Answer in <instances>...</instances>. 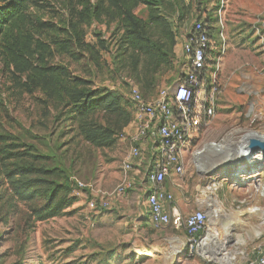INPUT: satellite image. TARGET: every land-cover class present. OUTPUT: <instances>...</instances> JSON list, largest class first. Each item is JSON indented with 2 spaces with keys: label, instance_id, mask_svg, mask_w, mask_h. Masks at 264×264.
Masks as SVG:
<instances>
[{
  "label": "rangeland",
  "instance_id": "374dc122",
  "mask_svg": "<svg viewBox=\"0 0 264 264\" xmlns=\"http://www.w3.org/2000/svg\"><path fill=\"white\" fill-rule=\"evenodd\" d=\"M33 1L31 17L52 26L33 30L37 39L51 46L47 64L65 66L73 76L119 94L130 113L133 88L152 100L161 90L173 86L190 66L184 54L182 60L177 59L175 46L169 66L155 67L143 56L126 51L120 25L98 22L83 24L81 29L87 43H105L100 64L74 48V53L80 55L75 60L60 53L55 42L71 41L70 25L80 19L84 5L96 0ZM170 4L172 0H168L169 11ZM186 4L192 5L193 14L181 20L174 15L176 8L170 13L162 10L161 14L176 44L177 38L189 35L198 21L211 28L213 52L207 71L219 86L217 109L212 122L198 132L185 153L187 173L177 177L179 186L171 205L177 206L178 214L172 216L168 226L156 231L146 203L149 168L134 169L132 173L124 170L125 155L130 149L122 138L125 131L111 147L99 148L84 142L70 132L71 127L65 128L61 120H56V113L51 112L41 92L27 94L16 87L10 69L0 57V151H12L13 145H19L17 151L32 150L50 156L40 165L59 166L73 186L71 204L64 216L47 222H39L32 215L43 199L16 203L5 188H0V264L221 263L203 256L199 248L192 250L185 230L186 218L211 203L203 201L201 191L214 184L217 190L211 200H216L218 206L213 209L222 210L216 219L220 241L229 244L238 260L255 259L257 249L264 250V172L259 176L262 187L248 174L238 178L232 173L245 159L247 151L240 153L243 140L247 138V146L250 140L264 136V0H223L220 5L211 0L199 8L196 0H186ZM135 12L148 21L146 6ZM149 34L155 42L170 44L168 37L159 36L153 25ZM212 144L219 148L204 151ZM148 155L156 159L154 150L150 149ZM126 174L136 181V186L116 197H120L118 201L112 200L108 208H101L98 193L113 192ZM77 182L86 188L80 189ZM253 209L257 212L252 213ZM210 225L207 223V229ZM207 229L200 238L206 236ZM179 241L184 242L183 254L175 250Z\"/></svg>",
  "mask_w": 264,
  "mask_h": 264
},
{
  "label": "trees",
  "instance_id": "16d2710c",
  "mask_svg": "<svg viewBox=\"0 0 264 264\" xmlns=\"http://www.w3.org/2000/svg\"><path fill=\"white\" fill-rule=\"evenodd\" d=\"M210 1L196 0L198 8ZM215 1L220 5L223 0ZM32 4L33 0H0V57L10 69L16 87L27 94L41 92L52 108L51 112L56 113V120H61L65 128L71 127L74 136L95 147H111L117 136L132 123L133 110L131 113L127 111L119 94L73 76L65 66L47 64L52 54L51 46L37 39L33 30L52 26L31 17L29 8ZM167 4L168 0H96L94 4L84 5L79 13L80 19L70 25L71 41L55 42V46L60 53L78 60L80 55L74 53L75 48L99 65L105 43H87L81 25L117 23L123 29L122 44L126 51L143 56L155 67L169 66L176 42L161 11L170 13L176 8L174 15L181 20L193 14V9L186 0H172L170 11ZM141 6L148 9V21L136 15L135 11ZM197 10L201 13L200 9ZM151 25L155 26L159 36L168 37L169 45L153 41L149 34ZM204 27L212 38L211 28L205 24ZM12 148V151H0V188H5L10 200L16 203L30 204L43 199L42 205L32 212L39 222L64 216L71 204V178L59 166L40 165L50 156L38 155L32 150L17 151L19 145Z\"/></svg>",
  "mask_w": 264,
  "mask_h": 264
},
{
  "label": "built area",
  "instance_id": "2783aa9c",
  "mask_svg": "<svg viewBox=\"0 0 264 264\" xmlns=\"http://www.w3.org/2000/svg\"><path fill=\"white\" fill-rule=\"evenodd\" d=\"M183 51L190 66L180 81L161 90L152 100L146 99L138 88L132 89L130 101L133 118L139 126L136 133L122 137L131 142L130 152L124 161L126 173L132 171L134 161L142 158L140 145L147 139L149 133L156 141L157 162L146 174V179L152 186L147 194L146 203L150 211L151 225L157 230L168 226L172 216L178 214L176 208L167 209V205L174 202V197L165 189L166 179L171 173L184 175L185 153L198 132L212 122L217 109L219 86L216 78L209 76L207 71L212 58L213 43L202 22L194 24L192 32L185 40ZM256 159L258 161L253 164L258 165L254 169L258 173L249 176L262 187L259 177L261 172H264L262 155H258ZM249 172L252 173L253 170ZM77 185L80 189L86 188L81 182H77ZM131 187L132 184L126 174L122 183L113 192L98 193L100 207L108 208L113 199L124 195ZM262 191L264 194V187ZM208 221L209 213L205 209L196 210L186 218L185 230L192 250L195 247L199 248L205 238L200 236L206 231ZM257 250L259 251L255 259H235L231 263L217 264H264V250L260 248Z\"/></svg>",
  "mask_w": 264,
  "mask_h": 264
},
{
  "label": "bare ground",
  "instance_id": "6f19581e",
  "mask_svg": "<svg viewBox=\"0 0 264 264\" xmlns=\"http://www.w3.org/2000/svg\"><path fill=\"white\" fill-rule=\"evenodd\" d=\"M255 137H256V135H255ZM258 138L264 140V136L263 137L261 136ZM245 139H247V138H245ZM245 139L243 140L244 142H242L240 145V150H241L240 153L246 152ZM214 148H219V147H215V145L212 144L210 146H207L204 151H208V150L214 149ZM253 173L257 174L258 172L256 170H253V172L250 173L244 168L241 171L240 170L239 171L238 170L233 171L234 176L238 177V178L243 176V175H246V174L250 175ZM216 190H217V186L214 184L210 189L205 190V191H207V192L211 191L212 193H214ZM208 201H210L211 203L207 204L205 207L207 208V212L209 213L208 223L210 222L211 225H210V228L208 227L207 234H206L205 238L203 239V241L199 247L200 253L203 256L210 258L214 261L231 263L232 261L235 260V256L229 250V244L226 242H224L225 243L224 244L219 239L218 221L216 219H218L221 216L222 210L220 208H219V210L216 208H215V210L213 209V206H215V207L218 206L217 205L218 202L216 200L208 199ZM256 212H257L256 209L252 210V213H256ZM179 242H180L179 245H178V243H176L178 246L176 247L175 250L177 251V254H179L180 252H181V254H183L184 253V249H183L184 242H182V241H179Z\"/></svg>",
  "mask_w": 264,
  "mask_h": 264
},
{
  "label": "crops",
  "instance_id": "0c3cea01",
  "mask_svg": "<svg viewBox=\"0 0 264 264\" xmlns=\"http://www.w3.org/2000/svg\"><path fill=\"white\" fill-rule=\"evenodd\" d=\"M187 36H182L181 35L180 37L177 38V44H176L175 52H176V55H177V59L178 60H182V58H183L182 57L183 54H184L183 45L185 43V40H186ZM184 56H185V54H184ZM182 77L179 78L176 82L180 81L182 79ZM138 126H139V123H137L134 120V118H133L132 123L125 129V135H126V137H129L130 135L136 133V130H137ZM123 141L128 144V147L131 148V142L129 140H123ZM140 147H141V150H142V158L133 162V169H132V171L130 173H132L134 171V169H136V171H141V170H146V169L148 170V168H149V170H151L153 168L154 164H155L154 158L149 159V155H148L150 149H152L154 151L156 149V141L151 136L150 133H149L147 139L144 140L141 143ZM129 152H130V149L126 152V155H125L126 157L128 156ZM186 173H187V166L185 164V173L184 174H186ZM136 176H138V173H136ZM178 176L179 175H176L174 173H171L168 176V178L166 179V182H165V189L167 190V192H169L173 196H174V192L176 191V189L179 186V181H178V178H177ZM129 179H130L129 181L132 184V187L136 186V183H135L136 181H133L132 178H131V176H129ZM185 186L188 187L187 183L185 184ZM147 189H148L149 192L152 189V186L149 183H148ZM208 189H210V188H205L203 191H201V197H202L203 201H205L206 199H207L206 201H208V199H211V197L213 195V193L211 191L210 192L209 191L208 192L205 191V190H208ZM127 193H125V194H127ZM119 199H120V197L119 198H115L113 200L118 201ZM171 205H167V209L170 210L171 208H176L177 211H178L177 206H171ZM205 206H206V204L203 206L204 208H197L196 210L205 209L206 208ZM205 210H207V208ZM179 254H181V252Z\"/></svg>",
  "mask_w": 264,
  "mask_h": 264
},
{
  "label": "water",
  "instance_id": "95a60500",
  "mask_svg": "<svg viewBox=\"0 0 264 264\" xmlns=\"http://www.w3.org/2000/svg\"><path fill=\"white\" fill-rule=\"evenodd\" d=\"M246 148V155L245 159L241 160L242 163L237 165L233 171H241L243 168L246 169L248 172L254 170L258 165L253 164V162L258 161L257 156L262 155V162H264V140L263 139H252L248 142ZM236 169V170H235ZM232 171V173H233Z\"/></svg>",
  "mask_w": 264,
  "mask_h": 264
}]
</instances>
